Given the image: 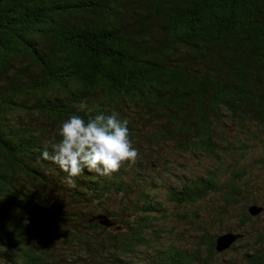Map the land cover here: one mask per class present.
Listing matches in <instances>:
<instances>
[{
    "label": "trees",
    "instance_id": "trees-1",
    "mask_svg": "<svg viewBox=\"0 0 264 264\" xmlns=\"http://www.w3.org/2000/svg\"><path fill=\"white\" fill-rule=\"evenodd\" d=\"M113 113L128 121L131 138L142 122L177 151H201L219 164L221 125H253V161L264 168V0H1L0 264H136L131 256L149 245L143 234L160 210L142 168H130L129 180L123 170L111 178L85 170L68 187L42 159L70 115ZM237 147L241 156L249 152L242 142ZM228 172L223 184L209 170L167 187L176 204L210 192L224 206L243 203L237 226L207 237L203 262L220 253L217 234L241 235L221 252L228 251L245 239L242 226L264 214L263 200L245 190L244 168ZM115 196L126 200L121 211L108 207ZM250 204L262 211L250 215ZM99 213L114 224L91 219ZM254 233L227 264H264L263 222ZM48 234L76 255L64 257V248L54 258ZM83 254L89 258L77 261ZM194 260L167 246L143 264Z\"/></svg>",
    "mask_w": 264,
    "mask_h": 264
},
{
    "label": "rangeland",
    "instance_id": "rangeland-1",
    "mask_svg": "<svg viewBox=\"0 0 264 264\" xmlns=\"http://www.w3.org/2000/svg\"><path fill=\"white\" fill-rule=\"evenodd\" d=\"M138 126L139 137L134 136L131 139L139 149V159L135 165L125 164L120 170L127 174L125 179L129 180L130 168L137 166L142 168L143 175L152 183L150 194L160 202V210L154 213L157 220H152L151 227L143 234L144 238L149 241V245L139 246L133 252L132 260L136 264H143L156 247L167 246L184 249L189 255L196 254L198 260H194V264H227L238 258L240 251L245 247L244 242L252 240L253 234H255L254 227L261 222L264 223V214L262 213L257 219H252L251 224L242 226V230L245 229L244 232L247 233L245 239L236 242L232 249L216 253L210 260L203 262L201 258L206 252L204 242L207 237L220 232L222 229L237 226L238 212H240L243 203L240 205L235 201L224 206L221 195L217 192H210L203 199L176 204L167 199V187H177L192 175H202L209 170H213L217 175L218 184H223L225 178L229 176L228 171H236L243 167L245 180L248 181L245 190H253L254 195L263 200L264 203V182H262L264 168L258 167L253 161L256 159L255 147L257 142L249 138V134L252 133L256 136L259 135L256 127L248 124L244 131H240L238 125L232 121L221 125L220 128L223 130L221 135L224 142L222 149L218 152L221 160V164H219L201 151L185 150L179 152L175 149L173 142L154 138L156 127H147L142 122H138ZM240 142L249 148V152L242 156L237 147ZM223 152L225 153L223 154ZM125 203V199L115 196L109 200L108 207L121 211V207ZM222 206L224 211H222ZM153 231L157 235L156 238L152 235ZM46 240L55 241L52 246V250L56 253L53 254L54 258L59 257L64 248H67V253L63 254L64 257L76 255L78 249L73 248V245H69L67 241L56 240L50 234ZM88 258L83 254L76 260L83 261Z\"/></svg>",
    "mask_w": 264,
    "mask_h": 264
},
{
    "label": "clouds",
    "instance_id": "clouds-1",
    "mask_svg": "<svg viewBox=\"0 0 264 264\" xmlns=\"http://www.w3.org/2000/svg\"><path fill=\"white\" fill-rule=\"evenodd\" d=\"M127 124V120H120L115 113L88 119L72 114L60 124L52 151L45 148L42 159L58 167L68 187H75L76 179L85 170L111 178L125 164L135 165L140 156Z\"/></svg>",
    "mask_w": 264,
    "mask_h": 264
},
{
    "label": "water",
    "instance_id": "water-1",
    "mask_svg": "<svg viewBox=\"0 0 264 264\" xmlns=\"http://www.w3.org/2000/svg\"><path fill=\"white\" fill-rule=\"evenodd\" d=\"M1 1V0H0ZM247 212L254 216L262 211V206L257 204H250L246 208ZM91 219H96L97 223L106 227L114 224L105 214L99 213L94 215ZM241 235L234 232H223L219 233L214 237V250L221 252L227 249L237 238Z\"/></svg>",
    "mask_w": 264,
    "mask_h": 264
}]
</instances>
